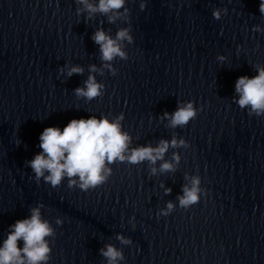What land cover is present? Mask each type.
I'll list each match as a JSON object with an SVG mask.
<instances>
[{
	"label": "clouds",
	"instance_id": "clouds-1",
	"mask_svg": "<svg viewBox=\"0 0 264 264\" xmlns=\"http://www.w3.org/2000/svg\"><path fill=\"white\" fill-rule=\"evenodd\" d=\"M75 2L82 6L76 9L77 14L87 12V19H92L99 13L107 16L111 24L120 19L125 22L130 20L126 0H98V3L94 0H75ZM139 6L144 10L146 0H141ZM259 11L264 16V0H260ZM226 12L227 9L217 8L213 10L212 15L219 20L222 13ZM253 30L264 31L259 25L254 26ZM91 39L99 46L102 67L98 69L95 64L90 65L89 76L84 81V86L74 89L78 99L83 98L89 102L101 97L105 89V85L98 83L93 73L99 72L103 75L106 68L115 76L117 70L111 62L116 58L128 59V53L123 50V45L125 41L128 44L133 43V36L130 26L119 28L115 37L101 27L94 31ZM217 59L223 63L227 58L219 55ZM65 68L68 77L74 74L82 75L84 72V68L79 65L65 64L64 68L59 70L61 74H64ZM254 68L257 75L253 77L243 75L237 78L232 99L242 110L247 109L250 116L260 117L264 116V65L256 64ZM202 107L197 109L194 101L178 102L177 108L172 113L165 111L161 119L167 120L168 127L172 129L182 128L197 117ZM123 120V113L112 120L107 116L98 118L92 115L88 118L72 119L62 130L55 126L46 127L39 136L38 147L41 151L25 163L34 173L37 182L42 178L56 188L67 178L69 188L78 187L82 191L95 189L106 183L112 175V168L109 165L116 162L137 165L147 161L150 175H156L158 171L167 173L176 170V165L180 161L179 153L173 152L171 160H165V154L169 148L186 147L185 139L173 136L171 140L161 139L155 147L151 144L130 147L132 136L122 130ZM157 161H162L159 169L155 167ZM185 178H188L187 175ZM200 183V177L192 176L191 186L183 185V195L177 197L180 207L187 209L200 201L202 192ZM170 193L171 189L166 188L165 194ZM42 207L44 205L39 204L31 208L30 216L18 219L9 226L8 234L0 246V264H48L52 252L49 238L55 239L56 230L48 220L42 218ZM174 207L172 202H168L160 215H169ZM56 224L62 225L63 220L58 218ZM116 239L125 245L131 243V240L123 235H117ZM21 241L22 247L19 246ZM99 253L105 258L106 264H119L124 260L122 250L112 244L105 245Z\"/></svg>",
	"mask_w": 264,
	"mask_h": 264
}]
</instances>
